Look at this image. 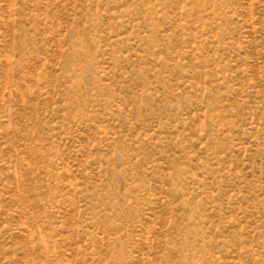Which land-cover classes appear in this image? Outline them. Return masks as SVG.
<instances>
[{"label":"rangeland","instance_id":"obj_1","mask_svg":"<svg viewBox=\"0 0 264 264\" xmlns=\"http://www.w3.org/2000/svg\"><path fill=\"white\" fill-rule=\"evenodd\" d=\"M0 264H264V0H0Z\"/></svg>","mask_w":264,"mask_h":264}]
</instances>
